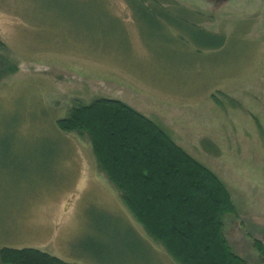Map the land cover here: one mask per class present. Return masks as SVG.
I'll use <instances>...</instances> for the list:
<instances>
[{"label": "rangeland", "instance_id": "obj_1", "mask_svg": "<svg viewBox=\"0 0 264 264\" xmlns=\"http://www.w3.org/2000/svg\"><path fill=\"white\" fill-rule=\"evenodd\" d=\"M175 1L164 6L177 15L168 24L126 0H0V250L178 264L122 202L87 135L57 126L104 98L147 117L223 182L235 207L222 217L224 237L260 264L264 0ZM200 29L222 44L196 42Z\"/></svg>", "mask_w": 264, "mask_h": 264}, {"label": "trees", "instance_id": "obj_2", "mask_svg": "<svg viewBox=\"0 0 264 264\" xmlns=\"http://www.w3.org/2000/svg\"><path fill=\"white\" fill-rule=\"evenodd\" d=\"M126 1L146 18L168 24L177 18L164 7L177 5L175 0ZM184 22L194 26L187 16ZM200 30L202 41L194 40L205 48L222 44L212 42L218 35ZM57 126L87 135L98 167L120 191L122 202L178 264H247L224 237L222 217L234 214L235 207L223 182L147 117L121 101L99 98L72 107ZM253 246L264 264V245L254 240ZM0 263L74 264L31 248H2Z\"/></svg>", "mask_w": 264, "mask_h": 264}]
</instances>
